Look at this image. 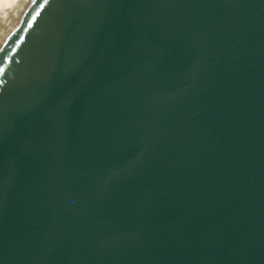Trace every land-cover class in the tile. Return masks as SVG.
I'll use <instances>...</instances> for the list:
<instances>
[{"label":"water","instance_id":"water-1","mask_svg":"<svg viewBox=\"0 0 264 264\" xmlns=\"http://www.w3.org/2000/svg\"><path fill=\"white\" fill-rule=\"evenodd\" d=\"M0 264H264V0H29Z\"/></svg>","mask_w":264,"mask_h":264},{"label":"bare ground","instance_id":"bare-ground-1","mask_svg":"<svg viewBox=\"0 0 264 264\" xmlns=\"http://www.w3.org/2000/svg\"><path fill=\"white\" fill-rule=\"evenodd\" d=\"M29 0H0V42L9 32Z\"/></svg>","mask_w":264,"mask_h":264}]
</instances>
